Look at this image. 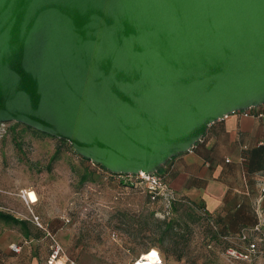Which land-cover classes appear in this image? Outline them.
<instances>
[{"label": "water", "instance_id": "95a60500", "mask_svg": "<svg viewBox=\"0 0 264 264\" xmlns=\"http://www.w3.org/2000/svg\"><path fill=\"white\" fill-rule=\"evenodd\" d=\"M264 104V0H0V123L155 173Z\"/></svg>", "mask_w": 264, "mask_h": 264}, {"label": "rangeland", "instance_id": "374dc122", "mask_svg": "<svg viewBox=\"0 0 264 264\" xmlns=\"http://www.w3.org/2000/svg\"><path fill=\"white\" fill-rule=\"evenodd\" d=\"M57 147L56 139L35 136L15 121L0 124V210L28 220L30 229L26 236L20 226L0 221V264L11 255L10 244L24 239L33 240L37 255L48 254L52 240L47 231L80 264H134L149 246L159 245L145 232L138 234L137 226L119 224L115 216L118 208L140 212L150 202L143 184L122 185L106 174L80 187L81 162L69 147L49 169ZM157 216L173 217L175 213L159 211ZM185 218L190 228L185 256L176 261L174 255L161 250L166 264H264V253L250 259L228 258V247H240V232L222 229L215 217ZM259 245L264 250V242ZM164 246L169 248V243Z\"/></svg>", "mask_w": 264, "mask_h": 264}, {"label": "crops", "instance_id": "0c3cea01", "mask_svg": "<svg viewBox=\"0 0 264 264\" xmlns=\"http://www.w3.org/2000/svg\"><path fill=\"white\" fill-rule=\"evenodd\" d=\"M161 170L169 173L167 180L179 196L204 205L226 231L246 229L259 237L253 232L258 224L264 231V116L227 115ZM32 243L24 239L22 252H11L1 264H46L49 253L37 255Z\"/></svg>", "mask_w": 264, "mask_h": 264}, {"label": "trees", "instance_id": "16d2710c", "mask_svg": "<svg viewBox=\"0 0 264 264\" xmlns=\"http://www.w3.org/2000/svg\"><path fill=\"white\" fill-rule=\"evenodd\" d=\"M15 124L16 126H24L27 130L32 132V134L35 136H49L57 140L58 147L51 158L49 169H51V167L53 166L55 162L61 159V153L63 149H65V147H69L70 149H72L74 156H77L79 158L81 162V166H82V172L79 174L80 175V180H79L80 187L85 186L89 182H93V183L97 182L98 178L106 176V174L110 176L109 177L110 179H113L112 175L109 173V170L104 168L101 164L95 163L92 160L82 156L80 153H78L73 148V146L71 145L69 141L65 139L53 137L47 133L38 131L20 122H15ZM118 183L122 185L132 184V183L125 182V181H120V182L118 181ZM145 189L148 194L150 202L148 201V203H146L143 206L140 212H133L128 209L118 208V210L115 212V216L117 217V221L119 222V224H125L126 226L128 225L129 227L132 225L133 227L137 226L138 234L145 232V235L147 237L159 243L158 246H156L155 244H152L151 246H149L147 249L148 250L147 252L152 251V248L153 249L157 248L160 252L161 250L166 252L167 255H170V254L174 255L176 261L182 260L185 256L186 249L188 247L187 237L190 234L189 224L187 222V219L185 218L187 215L194 216L198 219L201 218V216L203 217L205 216L206 218H208V220L212 219V217H215L219 222H221V228L226 230L219 217H216L215 215L211 214L208 211V209L204 207V205L201 206L195 202H192L191 200H188L185 197L180 196V199L177 201H174L171 204L170 208L161 207L158 209V208L151 207L150 206L151 203L160 204V206L161 205L165 206V205L163 201L161 200V198H157L153 200L151 198L152 194L150 193L149 189H147L146 187ZM203 207L206 208L207 210L205 214L201 212V208ZM159 211H163L164 213L171 211L175 213V216L173 217L165 216L163 218H160L159 216H157V213ZM0 221L8 223V224L12 223L14 225L20 226V228L23 230V233L26 236L30 235L28 220L17 218L16 216H14L13 214L9 212L0 210ZM147 233L149 234L147 235ZM181 238L182 240H179ZM165 242L169 243V248H165L164 246ZM147 252H144L141 254H145ZM163 258L166 264L164 255H163Z\"/></svg>", "mask_w": 264, "mask_h": 264}, {"label": "built area", "instance_id": "2783aa9c", "mask_svg": "<svg viewBox=\"0 0 264 264\" xmlns=\"http://www.w3.org/2000/svg\"><path fill=\"white\" fill-rule=\"evenodd\" d=\"M240 113L245 117H255L262 118L264 116V109L261 105L252 106L248 109L236 111L234 113ZM3 124V123H0ZM112 175V178L117 181H125L132 184H143L147 189H149L152 194V199L161 198L166 208H170L171 204L174 201L180 199V196L177 192L170 186L167 178L168 172L162 171L161 169L155 173H146L140 171L138 173H120L114 174L109 171ZM264 194V187H263ZM24 197L26 193L24 191ZM28 200V199H27ZM202 213H206V208H201ZM37 224L43 228L42 224L39 221L38 216H36ZM253 232H259L261 235L259 237L252 236L251 231L242 230L239 233L240 247L230 246L226 249L225 254L228 258L232 259H250L253 256H260L264 253V250L260 248L259 242H264V231L261 228V225L258 224L253 228ZM48 236H50L52 243L50 245V251L46 258V264H80L77 259L70 256L62 243L52 234L50 231H47ZM115 235V234H114ZM10 249L15 254H19L23 250V244L13 242L10 244ZM157 255L154 256V259L151 261H146L143 257H147V254H141L134 259V264H165L162 253L157 249Z\"/></svg>", "mask_w": 264, "mask_h": 264}, {"label": "bare ground", "instance_id": "6f19581e", "mask_svg": "<svg viewBox=\"0 0 264 264\" xmlns=\"http://www.w3.org/2000/svg\"><path fill=\"white\" fill-rule=\"evenodd\" d=\"M150 252V251H149ZM149 252H147V254L149 253ZM157 250H155V249H152V251H151V253H149L148 255H147V257H143L144 259H147L146 261H151V260H153L154 259V256L155 255H157ZM146 254V253H145Z\"/></svg>", "mask_w": 264, "mask_h": 264}]
</instances>
